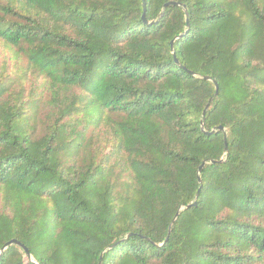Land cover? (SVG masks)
Here are the masks:
<instances>
[{
    "label": "trees",
    "instance_id": "1",
    "mask_svg": "<svg viewBox=\"0 0 264 264\" xmlns=\"http://www.w3.org/2000/svg\"><path fill=\"white\" fill-rule=\"evenodd\" d=\"M0 264H264V0H0Z\"/></svg>",
    "mask_w": 264,
    "mask_h": 264
},
{
    "label": "water",
    "instance_id": "2",
    "mask_svg": "<svg viewBox=\"0 0 264 264\" xmlns=\"http://www.w3.org/2000/svg\"><path fill=\"white\" fill-rule=\"evenodd\" d=\"M143 4H144V0H143ZM176 4L179 5V3H176ZM183 8L185 9L184 6H183ZM206 79H209V78L206 77ZM214 83H215V93H214V95L216 96V95H217L218 86H217L216 82H214ZM206 109H207V106H206L205 109L203 110L202 115L205 114ZM225 144L227 145V142H226V141H225ZM225 151H227V147H225ZM205 162H206V161H203L202 164H201V166L198 168V174L201 172L202 166L205 164ZM211 162H214V161L212 160ZM198 181H199V183L201 182L200 178H198ZM198 193H199V190L196 192L194 198L197 197ZM193 204H194V202H192V203L186 205L184 208H189V207H190L191 205H193ZM177 215H178V212L176 213L175 217L173 218V221L175 220V218L177 217ZM11 244H15V245H18V246L22 247L23 250L27 253V255L30 256L27 247L24 246L22 243H20V242H19L18 240H16V239H12V240L6 242V243L2 246L1 251L4 250L6 247H8V246L11 245Z\"/></svg>",
    "mask_w": 264,
    "mask_h": 264
}]
</instances>
